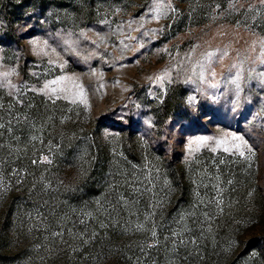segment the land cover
Instances as JSON below:
<instances>
[{
  "label": "rangeland",
  "instance_id": "rangeland-1",
  "mask_svg": "<svg viewBox=\"0 0 264 264\" xmlns=\"http://www.w3.org/2000/svg\"><path fill=\"white\" fill-rule=\"evenodd\" d=\"M0 264H264V3L0 0Z\"/></svg>",
  "mask_w": 264,
  "mask_h": 264
},
{
  "label": "snow or ice",
  "instance_id": "snow-or-ice-1",
  "mask_svg": "<svg viewBox=\"0 0 264 264\" xmlns=\"http://www.w3.org/2000/svg\"><path fill=\"white\" fill-rule=\"evenodd\" d=\"M261 2L262 3H264V0H261ZM213 74V76L215 75V73L213 72L212 73ZM232 139L233 140H240L241 139V137H239V136H233L232 137ZM207 142V140L206 139H204V138H202L200 141H198V143H206ZM246 143V142H245ZM237 149H239V147H240V145L239 144H237L236 146H235ZM226 151L228 150V149H225ZM240 155H244V153L243 152H240ZM153 235H155V233H153Z\"/></svg>",
  "mask_w": 264,
  "mask_h": 264
},
{
  "label": "trees",
  "instance_id": "trees-1",
  "mask_svg": "<svg viewBox=\"0 0 264 264\" xmlns=\"http://www.w3.org/2000/svg\"><path fill=\"white\" fill-rule=\"evenodd\" d=\"M94 190V189H93ZM94 192V191H93ZM8 216L6 215L5 219L7 220ZM249 249L246 250V252L248 251Z\"/></svg>",
  "mask_w": 264,
  "mask_h": 264
}]
</instances>
